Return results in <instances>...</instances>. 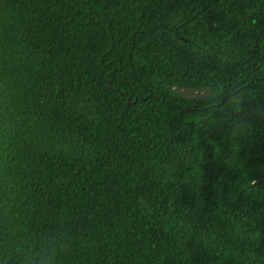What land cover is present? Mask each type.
Listing matches in <instances>:
<instances>
[{"label":"trees","instance_id":"16d2710c","mask_svg":"<svg viewBox=\"0 0 264 264\" xmlns=\"http://www.w3.org/2000/svg\"><path fill=\"white\" fill-rule=\"evenodd\" d=\"M263 176L264 0H0V239L264 264Z\"/></svg>","mask_w":264,"mask_h":264},{"label":"clouds","instance_id":"9594fccd","mask_svg":"<svg viewBox=\"0 0 264 264\" xmlns=\"http://www.w3.org/2000/svg\"><path fill=\"white\" fill-rule=\"evenodd\" d=\"M22 232L23 228L17 221L9 228L8 235L0 239V257H3L0 264H60L66 244L55 238H26L19 235Z\"/></svg>","mask_w":264,"mask_h":264},{"label":"water","instance_id":"95a60500","mask_svg":"<svg viewBox=\"0 0 264 264\" xmlns=\"http://www.w3.org/2000/svg\"><path fill=\"white\" fill-rule=\"evenodd\" d=\"M172 91L184 99H195V100L205 99L209 97L211 93L210 90L208 89H183L178 87L172 88ZM262 181H264V176L261 179L254 181L252 185Z\"/></svg>","mask_w":264,"mask_h":264}]
</instances>
